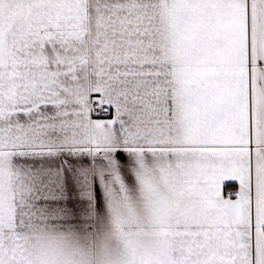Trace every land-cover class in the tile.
Masks as SVG:
<instances>
[{
	"label": "snow or ice",
	"instance_id": "6c2138e0",
	"mask_svg": "<svg viewBox=\"0 0 264 264\" xmlns=\"http://www.w3.org/2000/svg\"><path fill=\"white\" fill-rule=\"evenodd\" d=\"M104 195L127 264H264V0H0V264Z\"/></svg>",
	"mask_w": 264,
	"mask_h": 264
},
{
	"label": "crops",
	"instance_id": "0c3cea01",
	"mask_svg": "<svg viewBox=\"0 0 264 264\" xmlns=\"http://www.w3.org/2000/svg\"><path fill=\"white\" fill-rule=\"evenodd\" d=\"M103 193V190H102ZM46 208L43 198L39 204ZM82 227L91 231L77 233L74 236L61 235L59 239L72 251L77 253L80 264H127L132 258V248L141 244L137 240L130 246L125 237L127 233L117 221L111 201L103 196V208L97 211L94 196L91 201V213L81 212Z\"/></svg>",
	"mask_w": 264,
	"mask_h": 264
}]
</instances>
